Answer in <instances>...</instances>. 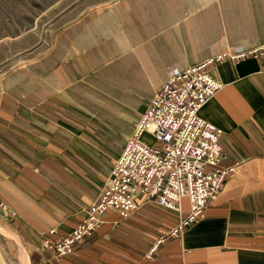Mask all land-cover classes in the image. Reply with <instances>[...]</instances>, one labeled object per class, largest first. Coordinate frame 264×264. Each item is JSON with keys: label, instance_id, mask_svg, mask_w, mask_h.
Returning <instances> with one entry per match:
<instances>
[{"label": "crops", "instance_id": "crops-1", "mask_svg": "<svg viewBox=\"0 0 264 264\" xmlns=\"http://www.w3.org/2000/svg\"><path fill=\"white\" fill-rule=\"evenodd\" d=\"M263 43L264 0H115L2 74L0 211L30 247V264H264V54L208 67L223 86L199 115L222 130L221 164L235 171L201 219L169 236L186 197L182 214L149 201L125 219L106 212L71 254L42 247L99 197L112 165L97 148L106 122L123 127L125 143L135 112L171 72ZM7 256L0 243V264Z\"/></svg>", "mask_w": 264, "mask_h": 264}, {"label": "built area", "instance_id": "built-area-1", "mask_svg": "<svg viewBox=\"0 0 264 264\" xmlns=\"http://www.w3.org/2000/svg\"><path fill=\"white\" fill-rule=\"evenodd\" d=\"M263 54L264 43L171 72L149 99L113 160L99 197L64 236L53 239L55 229H50L42 247L56 258L71 254L76 243L104 224L106 212L114 211L125 219L149 201L182 214L180 200L186 197L185 214L169 236L179 237L186 227L201 219L235 171V165L221 164L222 130L199 115L202 105L223 86L210 75L208 67L223 58L236 60ZM142 135H148L153 143L142 141ZM162 241L158 240L152 250Z\"/></svg>", "mask_w": 264, "mask_h": 264}, {"label": "rangeland", "instance_id": "rangeland-1", "mask_svg": "<svg viewBox=\"0 0 264 264\" xmlns=\"http://www.w3.org/2000/svg\"><path fill=\"white\" fill-rule=\"evenodd\" d=\"M113 1L115 0H0V76L44 55L63 27L90 10ZM142 112H135L133 126ZM96 118L94 113H87L88 121ZM105 124L100 129L105 136L104 142L98 144L97 148L111 165L116 152L125 144L121 139L123 127H111L107 122ZM142 141L153 143L147 135H142ZM0 243L7 246L8 263L24 264L21 258L26 253L30 264V247L1 211Z\"/></svg>", "mask_w": 264, "mask_h": 264}, {"label": "bare ground", "instance_id": "bare-ground-1", "mask_svg": "<svg viewBox=\"0 0 264 264\" xmlns=\"http://www.w3.org/2000/svg\"><path fill=\"white\" fill-rule=\"evenodd\" d=\"M20 253H23V252L21 251ZM21 259H23V261L25 262L24 264H28L26 253L24 255H22Z\"/></svg>", "mask_w": 264, "mask_h": 264}]
</instances>
